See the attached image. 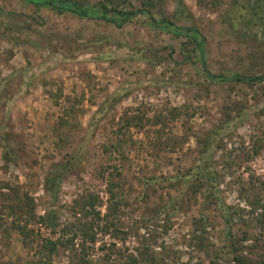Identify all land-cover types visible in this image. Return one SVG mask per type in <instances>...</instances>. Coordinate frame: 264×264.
Masks as SVG:
<instances>
[{
	"label": "rangeland",
	"instance_id": "1",
	"mask_svg": "<svg viewBox=\"0 0 264 264\" xmlns=\"http://www.w3.org/2000/svg\"><path fill=\"white\" fill-rule=\"evenodd\" d=\"M184 2L191 23H176L205 36L210 72L264 73L260 33H239L227 20L246 0ZM150 3L157 19L174 18V0ZM190 46L185 30L175 34L144 14L117 27L36 9L28 0H0V262L75 264L76 249L58 247L47 258L39 244L85 221L70 208L91 193L101 202L91 264H131V256L147 255L155 264H238L216 205L200 221L209 189L198 190L194 181L204 164L202 140L205 171L217 172V196L234 213V243L252 249L254 260L264 254V227L246 221V198L264 199V82L212 79L197 55L186 60ZM228 109L233 120L226 123ZM73 155L57 194L46 191L49 166ZM110 190L116 208L106 215ZM14 192L30 199L37 215L52 211L60 226L29 223V244L23 243L2 209L16 203Z\"/></svg>",
	"mask_w": 264,
	"mask_h": 264
},
{
	"label": "trees",
	"instance_id": "2",
	"mask_svg": "<svg viewBox=\"0 0 264 264\" xmlns=\"http://www.w3.org/2000/svg\"><path fill=\"white\" fill-rule=\"evenodd\" d=\"M32 4H34L36 9L40 7H47L53 9L57 12H70L78 17L83 18H96L99 20H103L108 23H112L117 27H120L122 24L130 21L134 16L139 14L147 15L150 20L153 22L162 25L164 28L170 29L172 32L177 34L180 33L181 30H185L186 33V41L191 44V48H184L189 52L186 54V60L190 61L193 59V56L197 55L200 61V66L203 72L206 73L210 78L217 79L218 81H235L246 83L247 85H253L257 83L264 82V73L255 75V74H239L234 73L233 75H225L219 73H212L207 68L205 63V36L199 31L197 27L189 24L179 25L176 21L191 23L192 14L188 10L184 0H174L175 10L173 12L174 18H167L165 16H160V18H156L153 12V7H155L151 2V0H140L139 6H134L131 4L129 0H125L127 4L121 0H102L97 3L91 4L85 0H28ZM124 1V2H125ZM204 0H199L202 2ZM264 0H246L239 6V8L234 7L236 9L230 11V14L227 15V20L230 23L229 26L232 28L239 27V33H243L245 35L250 36V31L255 29L256 35L260 33V39L264 41V13H262V5ZM130 7V8H128ZM246 11H248V16H246ZM233 13V14H231ZM185 45V44H183ZM192 53V54H190ZM233 109V108H232ZM232 109L227 110V114H225V122L229 123L232 121V117H230ZM264 109V108H263ZM262 109V110H263ZM239 111V110H237ZM214 137L210 136L208 138V143L211 145L214 141ZM202 160L204 161L203 167L201 169L199 176L195 178L194 181L197 182V189L199 190L203 185L208 187V193L205 195V202L203 203L202 210H200V221L206 222L207 217L203 214L204 210L210 205H216V208L219 210L221 214V218L225 224V234L226 239L225 242L229 246V251L232 253V259L238 264H264V254L260 256L259 259L254 260L249 255H252V249L249 247L244 249L241 244H235L232 239V220L233 215L231 211H229L228 206L223 205V201L219 200L217 196V192L219 191L218 185L219 180L217 179V172L214 171H205L208 166L206 163L208 160L205 157L207 154L208 148L204 145V141L202 140ZM119 146V144H118ZM9 150H7V146L5 145L4 156H7ZM74 155L67 160H60L57 162H53L48 170L46 171L44 177V189L51 194L56 195L57 191L60 187L62 179L70 172V165L74 163ZM189 175V174H186ZM186 179L191 178L185 176ZM112 181V180H111ZM110 181V182H111ZM5 187V184H3ZM7 187V186H6ZM248 192V189L243 188L241 194ZM15 193V192H14ZM16 194V193H15ZM1 196V193H0ZM109 204L107 206V214L111 215L113 211H115L116 203L113 200L114 193L110 190L109 192ZM16 203H9L6 206L2 207L3 211L8 214V216L12 217L11 224L13 228L19 232V235L22 236V242L26 245L29 244L28 239V231L32 230L27 225L29 223L34 224H42L46 228H50L52 230L57 229L60 226L57 223L56 217L54 216L52 211H48L46 214L37 215L35 213V208L33 204H31V200L27 199L26 196L22 200L21 196L16 194ZM248 203L247 216L246 220L249 224H258L260 227H264V199L260 197H254V199L246 198ZM101 202L98 196H94L91 193L84 194L80 201H74L71 205V212L75 215L77 212L81 214V218H86L85 221H79L77 224H66L60 230V237L56 240L51 239L46 236L41 239L39 253L42 256L50 258L53 254L57 252L58 247H63L65 249L77 250V253L74 252L76 263L75 264H91L88 258V249L90 245H94L97 240V234L94 233V226L99 227L100 221V212L95 208L100 205ZM0 217V221H1ZM15 218H24V223L20 224L19 221L15 220ZM14 220V221H13ZM19 220V219H18ZM109 223H105L106 227ZM243 234H248L245 232ZM80 237V240L77 241V245H75V240L77 237ZM244 239H247V236H243ZM243 239V240H244ZM77 246V248H75ZM101 249H104V245L100 246ZM108 251H111L109 247H107ZM113 250V248H112ZM110 254V252H109ZM140 254H143L140 252ZM150 256H131L130 263L131 264H155V260L153 258H146ZM0 264H13V262H0Z\"/></svg>",
	"mask_w": 264,
	"mask_h": 264
}]
</instances>
